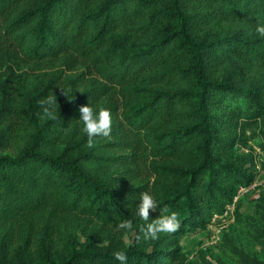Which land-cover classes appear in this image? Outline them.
Listing matches in <instances>:
<instances>
[{"label": "trees", "instance_id": "1", "mask_svg": "<svg viewBox=\"0 0 264 264\" xmlns=\"http://www.w3.org/2000/svg\"><path fill=\"white\" fill-rule=\"evenodd\" d=\"M259 29L264 0H0V264H122L117 252L123 264H170L175 249L119 234L146 238L134 213L143 191L157 202L149 221L176 214L171 235L204 229L255 178L252 155H234L249 140L264 171ZM40 60L67 73L39 89L15 75ZM42 103L51 116H37ZM87 104L112 120L91 143L78 120Z\"/></svg>", "mask_w": 264, "mask_h": 264}, {"label": "rangeland", "instance_id": "2", "mask_svg": "<svg viewBox=\"0 0 264 264\" xmlns=\"http://www.w3.org/2000/svg\"><path fill=\"white\" fill-rule=\"evenodd\" d=\"M59 65H61L59 60L24 61L23 64L14 66V73L21 75L23 72L24 75L26 74L25 81L39 89L49 82L54 83V72L64 70L67 73L66 67L60 69ZM7 76L6 70L0 71V85L4 83ZM0 92H2L1 87ZM35 112L39 118H46L52 115L53 107L42 103L38 105ZM3 153L13 154V151L11 147H7L3 149ZM241 153H250L256 162L255 170L258 172L252 182L247 184L248 186L255 183L256 186L247 189V192L237 200V207L228 210L227 214H214L204 229L182 236H173L169 232H158L155 238L147 237L138 240L134 231L124 234L117 232V234L122 236L126 245L131 246L139 243L138 246L148 252L159 248L175 249L176 256L170 261V264H244V258H255L264 262V246L258 243L259 237L264 238V219L263 215L257 212L258 200H254L258 196V198L264 197V171L259 168L258 163L261 160V152L256 146L255 140L252 139L247 142V147H235L234 155L237 156ZM141 177L145 180V173ZM236 211L239 219L236 216ZM77 224L78 221L73 225ZM71 226L70 223L67 228ZM79 230V238L83 240ZM109 241L100 235L97 244L108 245Z\"/></svg>", "mask_w": 264, "mask_h": 264}, {"label": "clouds", "instance_id": "3", "mask_svg": "<svg viewBox=\"0 0 264 264\" xmlns=\"http://www.w3.org/2000/svg\"><path fill=\"white\" fill-rule=\"evenodd\" d=\"M264 31V29H259ZM79 118L83 125V131L88 137L89 143L92 138L100 136H108L111 132V114L106 107L94 108L92 105H82L79 108ZM139 202L135 205L134 213L146 222V227L142 226L145 237L155 238L158 232H171L179 226L176 219V214L164 209L166 215L159 216L155 220L149 221V210L157 209V202L153 194L143 191L139 193ZM119 227L121 229H128L131 227V221L128 219L123 220ZM116 258L122 262L126 260V255L123 252H117Z\"/></svg>", "mask_w": 264, "mask_h": 264}, {"label": "built area", "instance_id": "4", "mask_svg": "<svg viewBox=\"0 0 264 264\" xmlns=\"http://www.w3.org/2000/svg\"><path fill=\"white\" fill-rule=\"evenodd\" d=\"M260 175H261V174H260ZM260 175H259V176H260ZM246 186H247V185H245V186H240V187L238 188L236 194L233 196L232 202L226 206V209H225V211L223 212L224 214H227L228 210H230L231 208H234L235 203L237 202V200H238L240 197H242V195H244L245 192H247V189H248V190H249V189H252V188H254L256 185H255V183H253L252 185L250 184V185H248L247 187H246ZM256 196H257V195H256ZM256 196H255V197H256Z\"/></svg>", "mask_w": 264, "mask_h": 264}]
</instances>
